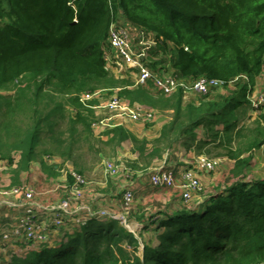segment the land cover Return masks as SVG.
Segmentation results:
<instances>
[{
    "label": "trees",
    "instance_id": "trees-1",
    "mask_svg": "<svg viewBox=\"0 0 264 264\" xmlns=\"http://www.w3.org/2000/svg\"><path fill=\"white\" fill-rule=\"evenodd\" d=\"M122 17L155 33L153 70L170 68L189 81L221 80L224 88L237 77L254 85L264 75V0H0V159L8 161L13 186L22 185L21 172L37 160L44 173L60 175L44 157L71 159L77 138L94 134L98 118L91 106L98 101L85 105L80 96L102 89H117L131 105L172 112L151 141L123 125L105 130L114 150L132 142L134 170L148 168L181 142L199 153L223 149L219 155L234 161L229 180L235 181L201 207L179 203L170 213L158 211L164 214L160 243H144L142 255L119 219L94 215L64 236L60 230L53 246L12 253L6 264H264V178L245 180L254 152L264 145V105L250 124L240 125V112L250 105L245 82L228 94L211 90L197 104L186 102L181 88L168 95L107 70L109 27ZM61 120L68 122L69 141L56 136ZM44 131L65 150L39 152ZM68 180L71 185L75 178ZM131 216L149 225L151 217L134 206Z\"/></svg>",
    "mask_w": 264,
    "mask_h": 264
},
{
    "label": "built area",
    "instance_id": "built-area-1",
    "mask_svg": "<svg viewBox=\"0 0 264 264\" xmlns=\"http://www.w3.org/2000/svg\"><path fill=\"white\" fill-rule=\"evenodd\" d=\"M77 21V19H75ZM125 22V24H124ZM126 25V26H125ZM138 29L136 32L135 30ZM136 32V33H135ZM109 47L105 48V67L109 71H123L121 77H130L134 80V86L142 85L150 87L152 84L155 89L162 91L168 95L178 91L180 88L183 90L184 99L187 100L188 95L191 93H197L199 95H206L211 90L217 88H224V82L217 79H207L200 77L196 80L189 81L179 77L172 70L171 73L168 70H153L149 63L151 59H158L155 57V50L157 49V40L155 33L148 32L136 27L127 18L117 19L112 22L109 27L108 35ZM116 73V72H115ZM119 75L118 73H116ZM120 76V75H119ZM244 82L247 83L248 99L253 111L259 110L264 105V91L259 94H255V86L250 84L249 79L246 76L242 77ZM239 78H235L229 83V86L237 81ZM105 89L97 90L95 92H85L80 96L81 101L85 105L91 106L89 101L97 100V104L93 107L96 111L98 108L107 111L108 115L104 118H98L94 123V127H102L104 129L113 128L127 124L129 121H143L145 123H151L154 121L157 110L147 108L144 106L136 107L135 104L131 105L126 99L113 96L106 97L104 93ZM195 102L198 99L193 100ZM139 105V104H137ZM144 107V108H143ZM218 161L208 159L204 156L195 158V160L189 165L185 166L179 171H175L173 168L165 165L154 168L150 173V184L154 188H170L175 190L181 200L184 203H189L196 193L202 191V185L199 180V174L202 172H210L214 170ZM104 175L105 179H113L120 177H129L134 169L124 163L113 160L104 161ZM75 178L71 185H65L67 189V197L63 199L62 204L64 207L71 206L73 201H77L82 197V186L86 183V180L79 175L72 174ZM60 188V186L58 187ZM8 189L0 188V194L23 196L26 203L25 215L20 219L19 223L12 229L11 233H8L4 229V224L0 220V236L2 237V247L7 248L9 241L11 240L12 233L23 234L30 246L35 245H50L55 243L52 240L54 235H57L62 230L61 235H65L68 232V225L75 221L71 218V213L68 212L63 206L59 208L52 207L53 217L51 218L49 227L42 225L43 221L36 219V213L34 207L30 204L37 195V191L29 184L25 183L20 186H12L9 192ZM136 191L130 187L123 191V206L124 215L121 217L110 214L106 211H101L98 214L94 213L92 209H88L86 212L88 216L96 217H111L114 219H121L125 216L128 218L129 210L135 203ZM13 206V205H11ZM85 209V208H83ZM70 210V209H69ZM56 212V213H54ZM87 218L78 219L77 226L80 227L85 223ZM69 222L67 226L64 224ZM123 223L128 226L125 220ZM122 223V224H123ZM42 227L47 231L42 233Z\"/></svg>",
    "mask_w": 264,
    "mask_h": 264
},
{
    "label": "crops",
    "instance_id": "crops-1",
    "mask_svg": "<svg viewBox=\"0 0 264 264\" xmlns=\"http://www.w3.org/2000/svg\"><path fill=\"white\" fill-rule=\"evenodd\" d=\"M254 90L255 94H259L262 91H264V75L258 78V80L254 83ZM223 92V89L221 90ZM197 103V102H193ZM250 107V105H248ZM251 114L254 113L252 108L250 107ZM249 111V110H248ZM171 112V111H169ZM168 112V113H169ZM245 109L242 110L243 115H245ZM172 113V112H171ZM250 114V115H251ZM241 118V117H240ZM171 119L170 116H165L162 114H157L155 116L154 121H152L150 124L145 123L143 121H129L127 124L124 125V128L130 131L131 133L135 134L139 138H147V139H155L160 136V132L163 128V126ZM202 135L204 134V131L202 129ZM128 141V140H127ZM125 142L122 143L120 147L116 148V155L120 154V150L125 147ZM181 144H176L174 151L170 152V156L168 155L169 152L167 151L164 154L163 159H155L153 162L149 165L146 169H138L134 170V172L129 177H120V178H113L106 180L100 177V179H96V181H92L85 186L84 189V195L82 199L77 200V204L80 205H86L85 203L89 204V206H92L94 210L99 213L101 211H106L110 214L117 215L121 217L124 215V204H123V191L125 189H128L130 187L134 188L136 191L135 195V203H134V212L140 211L141 208L144 207V212L149 209L150 206H148V202L152 201L155 194L154 191L160 190V188H154L150 184V173L154 168H157L159 166L165 165L167 167L173 168L175 171H179L182 169L181 165V157L184 148L180 146ZM133 146V144H132ZM184 147V146H183ZM134 150V147H133ZM130 151L131 155L134 156L131 160H137L138 154L136 152ZM261 152L262 155L256 156L258 152ZM129 153L127 152V155ZM135 154V155H134ZM122 155V156H127ZM120 155V158L122 157ZM169 156V157H167ZM178 156H181L180 158ZM119 157V156H118ZM132 158V157H131ZM170 159V160H169ZM169 160V161H168ZM159 161V162H158ZM185 162V161H184ZM4 163L0 161V188H3L4 186H13V174L11 170L9 169V166L5 170L3 167L6 168V166L3 165ZM35 162L31 163L30 169L28 171L21 172L20 174V184H29L31 185L36 191L37 195L34 198L33 202L35 201L34 210L40 211L36 213V219L38 221H45L50 220L53 217L52 213L50 212V207L52 205H55L57 203H60L61 199H63L67 196V189L64 187L65 185H68V175L60 174L57 177H51L48 174L44 173L42 170V166L39 164H35ZM142 165V164H140ZM15 166V165H14ZM13 166V167H14ZM246 173H251L254 179L264 178V145L256 150L254 152V159L252 161L251 166H249L246 170ZM247 176H251L250 174ZM60 186V188H58ZM164 191L170 190V188H161ZM170 194L167 195L166 198L163 199H156V204H158V201H162L165 203H170L173 200L172 207L176 209L180 206L179 200L172 197L173 192L176 193L175 190H171ZM151 192V193H150ZM176 196H179L177 193ZM168 200V201H165ZM26 201L23 196H14V195H3L0 194V220L4 224V229L8 233L12 232V229L19 223L20 219L25 215V204ZM13 205V206H11ZM47 205V206H44ZM85 209H80L79 211L76 210L75 213H71V218L73 219L75 216L77 218L82 219L89 218L87 214V210L90 209V207L86 206ZM105 209V210H104ZM150 209L151 210H154ZM148 212L144 213L147 214ZM130 222L128 226L131 228H136V226H139L140 229L145 227L147 225V222H142L138 219L133 218L132 216L129 218ZM76 226L73 225V222H71L68 225V232H72V228L70 226ZM127 228V227H125ZM127 230L133 232L131 229L127 228ZM67 233V232H66ZM65 233V234H66ZM58 239V235H54L53 238ZM25 245V246H24ZM30 247L29 243L27 244V240L24 237L23 234H14L12 233L11 240L9 241V246L7 247V251H1L0 250V264H4L6 261L9 260L10 255L15 252L16 250H19V247ZM0 247H2V237L0 236ZM2 249V248H1ZM11 252V253H9ZM142 253V252H140Z\"/></svg>",
    "mask_w": 264,
    "mask_h": 264
},
{
    "label": "rangeland",
    "instance_id": "rangeland-1",
    "mask_svg": "<svg viewBox=\"0 0 264 264\" xmlns=\"http://www.w3.org/2000/svg\"><path fill=\"white\" fill-rule=\"evenodd\" d=\"M124 24H125V22H124ZM135 31L137 32L138 29H136ZM111 72H113V71H111ZM115 72L118 73L120 76L122 74H125V73H123V71H118V69ZM115 72H113V73H115ZM168 72L171 73L172 69L168 68ZM243 82H244L243 78L238 79L237 81L232 83L228 88H222L223 89L222 93L228 94L231 90H236L238 88V85L242 84ZM104 93L106 94L107 98L113 97L115 95L119 96L117 89L112 90V91L105 89ZM201 96L202 95H199L197 93H191L188 95V98L185 101L190 102V101H193L195 99H198ZM135 106L141 107L140 105H137V104ZM250 107L249 106L245 107V111H246L245 115H243V113L240 112V117H241L240 118V125L250 124L254 120V118L258 115V111H254V113L251 114L252 112H250V109H249ZM168 112L169 111H158L157 110L156 115L157 114H162L165 116L172 115L171 112H169V113ZM66 114L68 115L69 113H66ZM107 115H108V113L104 109L98 108L96 111V117L97 118L102 119V118L106 117ZM55 127L57 130L56 136L58 138L65 139V140L69 141V138H68L69 132L67 131V127H68L67 120L57 121ZM105 130L106 129H104L102 127H94L93 128L94 134L92 136H87L86 134H84L80 138H77L78 140H76V143L73 146L74 147V149L72 151L73 157L71 159L65 158L64 156H62L58 153H55L53 155H45V157H44L46 159L47 163L56 164L59 166V174H65V175L69 176V175L74 173L75 175H79L83 179L86 180V183L82 186V190H83L82 197L84 195L85 186L87 187V185L89 183H91L92 181H96V179H100V177H102L104 179V177H105V175H104V170H105L104 169V161L109 159V160H113V161L124 162V163H126L132 167L131 163H133V161H134V160H131V159H133L134 156H132L130 153V151L132 152V150H133L132 142L130 140L125 141V143H124L125 147L120 150L119 155L118 154L116 155V152H115L116 149L114 150L113 144L107 143L108 136L105 134ZM199 133H200V137H203L204 134L203 135L201 134L202 130H200ZM49 135L50 134L48 133V131H44L43 137H42V142H41V145L39 146V152L43 151V149H50V150L56 151L57 148H59L60 151H64L67 145L65 146V148L60 147L58 144V141L56 139L51 140ZM140 139H145V138H140ZM149 140L151 141V139H149ZM179 143L181 144L180 146L185 149V150H183L182 157L178 156L179 158L181 157V159H182V161L180 162L182 165L181 166L182 169L185 166L192 163L195 160V158H198L200 156H204L208 159L218 161L217 162L218 165L216 166V168L214 170H211L210 172H202L198 175L199 180H200L201 185H202V191L199 193H196L193 196V198L189 201V203H184L179 196H176L177 192L176 193L173 192V195H172L173 199L174 198L178 199L180 204H186V205H189L190 207H201L204 204V201H205L204 199H206L208 196H210L212 194L222 192L229 184H231L233 181H235V179L229 180L231 178V177L229 178L230 169L233 167L234 161L230 160L228 157H225L223 155H219L220 153H224V150L221 148H219V149L218 148H211L210 146H208L209 148H211V151L209 153H206V152L205 153H199V152H197V150H195V148L189 150L186 147H183L184 146L183 143H181V142H179ZM149 147H151V145H149ZM171 151H174V150L172 149ZM171 151H168L169 156H170ZM127 152L129 153L128 155H127ZM120 155L121 156L127 155V156L126 157L122 156L120 158ZM260 155H262V154L259 151L256 156H260ZM169 156H167V157H169ZM13 157L17 160L19 158L17 153H13ZM0 161H2L4 163L3 164L4 166H6V168L3 167L4 171L9 170V169H7L8 168V161L2 160V159H0ZM34 162L37 165V167L39 166V164L41 165L40 161H38V160L34 161ZM37 163H39V164H37ZM141 164L143 165V163H141ZM14 167H16V165ZM142 167L143 166H141V168ZM80 171H82V172H80ZM249 174L251 176H245V180L246 181L254 180L251 173H248V174L246 173V175H249ZM3 188L11 190L12 186L8 185V186H4ZM8 190H5V191L9 192ZM160 190L161 191H159V190L154 191L157 194L152 196L153 197L152 201L148 202V206H150L148 210H146L144 212V210H145L144 209L145 206H144L141 208V212L138 211V213H140V214H144V213L148 212L147 214H144V215H147L148 217H151V215L154 214L151 217L152 219L150 218V220L148 221L149 225L147 227H145V228L142 227L140 229L139 226H136L137 229L131 228L130 226H126L123 223V220H125L126 223L129 224V222H130L129 217L127 218L125 216L124 218L120 219L121 225L131 229L133 231L134 235L136 236V238L138 239L139 243L136 246L138 249L137 253L139 255H142V253H140V252H143L144 243H148L152 246H157L160 243L159 235L162 233L163 229L162 228L159 229V227H158L159 222L158 221L160 219H162L164 214H158V211L161 210L163 212L167 211L168 213H170V212L175 210L174 207H172V205H171V204H173V200L170 203L158 201L157 202L158 204H156V201H157L156 199L166 198L167 195L170 194V192H172L171 190H173V189H170L169 191L168 190L164 191L163 189H160ZM6 196H9V195H6ZM82 197L80 199H82ZM61 201H62V199H61ZM61 201H60V203L52 205L50 208H52V207L59 208L60 206H63V205H61L62 204ZM165 201H168V200H165ZM77 203L78 202L73 201L71 203V206L70 207L68 206L67 209H66V207L63 206V208H65L67 210L68 215H70L69 213H75L76 210L79 211L80 209L87 208L86 206L90 207V209H92L93 212H97L96 210H94V208H92V206H89V204H87V203H85L86 205H82V204L78 205ZM25 204L28 205V203H25ZM30 204L33 207L36 205L35 201L34 202L32 201ZM44 206H47V205H44ZM153 208H155V209L150 211V209H153ZM37 212H40V211H37ZM37 212L35 211V213H37ZM54 213H56V212H54ZM78 219L79 218H77V216H75L73 218L75 223L78 221ZM154 220L155 221L157 220V222L150 224L151 221H154ZM49 221L50 220L43 221L42 225L44 227H49L48 226V225H50ZM75 223H73V225H75ZM68 224H69V222L66 221V223L64 225L67 226ZM70 227L72 228V231H73V229L78 228L77 225L75 227L71 225ZM41 231H42V233H45L46 235L49 236V234L46 233L47 231H45V229L43 227H42ZM27 244H28V242H27ZM24 246L19 247V250H16L13 253H16L19 255L25 254L28 251L40 249L42 247L41 244L40 245L34 244V246H30L27 248H25ZM127 247H129V246L127 245ZM7 249L8 248L0 247L1 251H7ZM129 249L132 250V246H130ZM9 253H11V252H9ZM11 257H12V255H10L9 259H11ZM6 262L4 264H6Z\"/></svg>",
    "mask_w": 264,
    "mask_h": 264
}]
</instances>
